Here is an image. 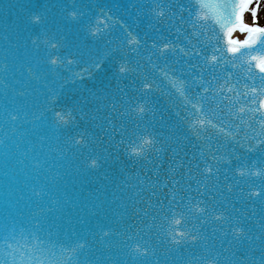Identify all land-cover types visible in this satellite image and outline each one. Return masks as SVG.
<instances>
[{
	"label": "snow or ice",
	"instance_id": "1",
	"mask_svg": "<svg viewBox=\"0 0 264 264\" xmlns=\"http://www.w3.org/2000/svg\"><path fill=\"white\" fill-rule=\"evenodd\" d=\"M252 4L253 0H196L195 4L186 6L178 0L177 3L156 5L157 18H167L170 25L179 15L177 24L171 25L177 32L185 23L192 26V33L185 35L190 45L187 50L178 49V45L171 41L158 44L154 40L152 43L153 55L163 58L166 64L168 58L172 57V62L177 65L168 71L161 69L170 93L180 100L179 105H174L177 122L168 126L166 134L147 130L157 120V109L151 97L161 89L154 78L141 71L144 66L139 60L133 63L130 57V53L139 56L141 38L133 36L125 28V36L120 44L115 49L108 47L113 44L108 29L114 21L111 16L105 15L103 9V24L88 21L84 25L89 36L105 43L103 51H79L72 59L48 54L46 62L54 66L53 70L77 63L79 58L87 55L88 68L85 71L90 74L92 69H100L104 59L113 52L120 53L123 62L118 65V74L132 78L134 91L139 96L135 104L131 100L125 101L127 107L121 104L124 111L118 115L127 117L134 129H140L141 123L145 125L140 135L133 131L134 140L129 137L131 142L126 145L125 151L130 158L149 160L154 153L163 154L169 148L177 155L176 149L189 137L200 143L193 145L196 151L187 163L180 164L181 169H186V183L182 184L181 179L175 177L168 179L163 185L165 191L159 195L155 191L152 193L154 201L144 202L143 208L133 209L127 216L123 204L120 205L123 211L117 212L112 207L115 200L94 195L75 205L78 212L73 217L63 211L70 201L54 197L53 188L59 190L64 177L74 167L75 160L97 142L88 128L83 126L94 121L95 116L86 112L79 102L71 108L59 107L63 83L35 112L19 108L9 110L6 107L3 124L12 126L13 132H16L17 125L23 119L32 124L33 131L42 128L38 138L41 149L47 142L48 152L36 153L32 140L25 141L27 134L23 132L20 133V141L24 147H21V142L16 143L15 152L8 149L5 140H0V149H3L0 157L5 168L23 165L31 172L39 173L43 179V183L26 185L28 191L20 193L14 210L0 211V264H264V223L260 224L258 235L251 234L252 229L246 227V220L250 216H234L232 209L235 204L225 194V190L228 194L238 192L241 198L258 201L264 211V131L258 136L249 137L239 136L238 132L231 130L244 126L252 128L253 124L264 129V75L253 74L254 69L264 73V27L258 26L259 6L251 8ZM250 8L253 16L251 26L244 23V13ZM185 12L189 17L195 16V19L185 20ZM68 16L81 22L85 13L73 4ZM210 18L219 25L218 30L201 23V20ZM29 21L43 24L45 16L43 13H30ZM160 22L164 23V20ZM236 28L249 34L245 40L232 39ZM218 31L223 35H218ZM193 35L196 43L189 38ZM146 39L143 38L144 42ZM220 41L224 42L223 47ZM42 43L49 49L66 47L64 42H54L47 34ZM31 44L39 55L41 38L37 36L31 39ZM227 53H231V56ZM184 57L190 59L182 64ZM191 59L196 63H191ZM229 65L241 67L249 74L251 87L245 85L247 91L237 87L239 80L234 79V74L228 71ZM152 67L156 69L157 65L153 64ZM193 69L196 71L193 72ZM27 70L29 74L33 73L31 67ZM76 75L79 76V73ZM137 81L139 87H135ZM193 89L198 91L193 92ZM117 92L123 93L121 99L128 95L124 89L117 88ZM24 94L18 93L20 96ZM241 97L249 99L242 102ZM181 105L189 109L187 114H181ZM111 108L117 111L115 98ZM159 120L163 122L164 117L159 116ZM109 124L110 128L105 133L108 143L116 141L115 147L119 148L125 144L124 136L128 128L121 125L117 140L114 135L116 125L111 120ZM169 141L176 147L173 148ZM253 155L256 158L250 165L247 160ZM102 159L90 156L85 167L98 169L102 166ZM228 172L232 175L229 176ZM197 175L203 178L196 179ZM146 179L151 183L150 178ZM244 183L248 185L247 192L242 187ZM152 186L155 187V184ZM256 214L253 211L251 216ZM93 218L96 221L94 228L91 227ZM261 220H264V216H261ZM97 243L103 244L104 248H97ZM216 244L219 248L214 254H192L188 259L184 258V249L200 247L211 253ZM245 244L252 252L260 253L259 262L246 251L237 256V251H241V246Z\"/></svg>",
	"mask_w": 264,
	"mask_h": 264
},
{
	"label": "water",
	"instance_id": "2",
	"mask_svg": "<svg viewBox=\"0 0 264 264\" xmlns=\"http://www.w3.org/2000/svg\"><path fill=\"white\" fill-rule=\"evenodd\" d=\"M122 2L124 1L122 0ZM177 2L178 0H144L142 5L146 17L151 19L157 4L164 5ZM179 2L190 6V4H195L196 0H179ZM109 3L110 0H0V128H2L0 140H5L8 149L15 152L16 143L21 142L20 133L23 132L27 134L24 138L25 141L32 140L36 153L48 152L47 142L41 149V141L38 138L43 131L42 128L33 131L32 124L21 119L16 132H13L12 126L3 124V113L6 107L9 110L19 108L23 111H37L52 91L60 89L62 83L64 87L59 97V107L71 108L74 103L79 102L86 112L95 116L94 121L87 124L82 122V124L88 128L89 133L96 138L97 142L91 145L89 149H85L83 155L75 160L74 167L70 174L64 177L59 190L53 188L54 197L70 201L65 205L63 211L73 217L78 212L75 205L81 201H87L94 195H100L101 199L106 196L109 201L115 200L116 203L112 207L117 212L123 211L120 208V205L123 204L127 209L125 213L127 216L131 214L133 209L143 208L144 202L154 201L155 197L152 196V193L155 191L159 195L161 191H165L163 185L168 179L175 177L181 179L182 184L186 183V169H181L180 164L182 162L187 163L192 153L196 151L193 145L200 143L189 137L188 140L182 141L180 148L176 149L177 155H174L172 149L169 148L166 153H154L149 160L137 161L130 158L125 151L126 145L131 142L129 137L134 140L133 131L136 135H140L145 130V125L141 123L140 129H134L132 122L127 117L118 115L119 112L124 111L120 107L121 104L127 107L128 105L125 103L127 100H131L135 104L139 96L134 91L132 78L118 74V65L123 62L120 53L113 52L111 56L104 59L100 69H92L90 74L85 71L88 68L87 55L79 58L77 63L66 64L58 70H53L54 66L46 62L49 53L68 56L69 59H72L79 51H87L88 49H95L96 52L103 51L105 43L96 41L89 36L84 25L88 21L95 24L100 18H105L101 15V9L104 10L106 16H111L114 21V16L108 15L105 10L109 8ZM73 4L85 13L81 22L74 21L68 16V11L72 9ZM120 5L121 2H117V7ZM30 13H43L45 23L30 22ZM208 14L211 16L210 12ZM174 19H179V15ZM109 30L113 31L109 37L113 40V44L108 47L115 49L125 35L115 23ZM131 33L141 40L144 38L140 31H131ZM45 34L53 38L54 42L56 40L64 42L66 47L59 50L46 48L42 43ZM37 36L41 38L39 55L36 54L31 44V39H35ZM247 36L248 33L237 32L233 37L241 41ZM150 51L153 49L150 48ZM69 53L73 55L70 56ZM133 55L134 53H130L131 58ZM154 56L156 55H151L150 60ZM185 60H189V58ZM153 64V61H149L143 68L151 69ZM28 67L33 69L32 74H29ZM228 71L234 74V79L239 80L237 86L245 85V82L251 83L248 77L245 78V76L240 75L244 72L243 68L230 66ZM76 73H79V76ZM221 74H224L223 70H221ZM135 87H139V81ZM117 88L124 89L128 95L121 99L123 93L117 92ZM160 89V92L153 93L151 97L157 109V120L147 130L166 134L168 126L175 125L177 122L178 118L175 115L177 109L174 105H179L180 100L171 94L166 87L162 86ZM19 92L25 94L20 96L18 95ZM113 98L117 103V111H113L111 108ZM241 101L245 102L244 97H241ZM97 108L99 111H96ZM188 111L189 109L181 105L182 115L187 114ZM161 115L164 117L163 122L159 120ZM29 120H31V116H29ZM109 120L116 125V134L114 135H116L117 140L120 138L118 133L121 131V125H126L128 128V133L124 136L125 144L120 145L119 148L115 147L116 141L109 144L105 135L110 128ZM215 142L214 138L213 143ZM220 142L223 143V141ZM169 143L172 144V141ZM21 147H24L23 142H21ZM172 147L175 148L176 145L172 144ZM90 156L102 157V166L98 169L85 167ZM77 168L80 169L79 172L76 171ZM228 175L231 176L232 173L228 172ZM38 176L40 177L39 180L37 179ZM146 177L150 178L151 183ZM202 178V176H196V179ZM37 183H43L39 173L31 172L29 168L19 164L15 167L5 168L3 158L0 157V211L4 209L14 210L13 206L16 204L20 193L28 191L26 185ZM221 183H224L223 177H221ZM152 184H155V187ZM193 186L195 187L194 183ZM242 187H244L245 192L248 191L247 183L242 184ZM225 194L235 204L232 214L234 216H250V219L246 220V227L252 229L251 234L258 235L260 224L264 223V220H261L264 211L261 210L259 202L241 198L238 192L228 194L225 190ZM249 204L254 205V207L251 208L252 206ZM253 211L257 213L255 216H251ZM95 223L93 218L91 227L94 228ZM210 243L214 242L210 241ZM96 247L103 249L104 245L97 243ZM241 247L242 250L237 251V256L246 251L249 256L259 262L260 253L258 251L252 252L248 249L247 244ZM218 248L219 245L216 244L211 253L205 252L200 247L184 249V258L188 259L192 254L196 256L211 255Z\"/></svg>",
	"mask_w": 264,
	"mask_h": 264
},
{
	"label": "bare ground",
	"instance_id": "3",
	"mask_svg": "<svg viewBox=\"0 0 264 264\" xmlns=\"http://www.w3.org/2000/svg\"><path fill=\"white\" fill-rule=\"evenodd\" d=\"M259 1L260 0H256V6L257 5L258 6L260 5V2ZM259 11H260L259 12L260 13V16L263 18L264 17V5H263V3L259 6ZM244 22L247 23V24H250V26L253 25V16L252 15H249V13L246 14L245 17H244ZM261 26H264V25H261Z\"/></svg>",
	"mask_w": 264,
	"mask_h": 264
},
{
	"label": "rangeland",
	"instance_id": "4",
	"mask_svg": "<svg viewBox=\"0 0 264 264\" xmlns=\"http://www.w3.org/2000/svg\"><path fill=\"white\" fill-rule=\"evenodd\" d=\"M263 3V5H264V0H262L261 1V4ZM260 4V5H261ZM260 12V11H259ZM251 15H252V12L250 13ZM259 17H260V19H259V24L260 25H264V17L262 18L261 16H260V13H259Z\"/></svg>",
	"mask_w": 264,
	"mask_h": 264
}]
</instances>
